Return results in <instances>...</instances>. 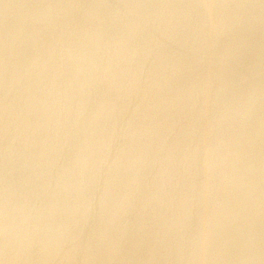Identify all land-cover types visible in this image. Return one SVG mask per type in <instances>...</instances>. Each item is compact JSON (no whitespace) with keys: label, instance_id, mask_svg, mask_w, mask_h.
Segmentation results:
<instances>
[{"label":"rangeland","instance_id":"obj_1","mask_svg":"<svg viewBox=\"0 0 264 264\" xmlns=\"http://www.w3.org/2000/svg\"><path fill=\"white\" fill-rule=\"evenodd\" d=\"M0 229V264H264V0H0Z\"/></svg>","mask_w":264,"mask_h":264},{"label":"bare ground","instance_id":"obj_2","mask_svg":"<svg viewBox=\"0 0 264 264\" xmlns=\"http://www.w3.org/2000/svg\"><path fill=\"white\" fill-rule=\"evenodd\" d=\"M28 1V0H27ZM69 1V0H68ZM123 1V0H122ZM213 1V0H212ZM80 2V1H79ZM219 2V1H218ZM94 3V2H93ZM181 4V3H180ZM95 8V7H94ZM91 9V8H90ZM96 10V9H95ZM89 11V10H88ZM210 12V11H209ZM104 16V15H103ZM57 20V19H56ZM36 25V24H35ZM79 25V24H78ZM260 27V26H259ZM50 28V27H49ZM91 28V27H90ZM86 29V28H85ZM93 29V28H92ZM197 29H198V27H197ZM139 30V29H138ZM37 32V31H36ZM75 32V31H74ZM195 32V31H194ZM212 33V32H211ZM128 36V35H127ZM219 37V36H218ZM69 38V37H68ZM96 38V37H95ZM90 41V40H89ZM205 43V42H204ZM35 45V44H34ZM211 46V45H210ZM141 49V48H140ZM77 52V51H76ZM167 53V52H166ZM123 55V54H122ZM115 56V55H114ZM209 58V57H208ZM57 59V58H56ZM115 59V58H114ZM162 60V59H161ZM97 62V61H96ZM18 65V64H17ZM147 68V67H146ZM210 68V67H209ZM25 69V68H24ZM84 69V68H83ZM211 74V73H210ZM53 76V75H52ZM76 76V75H75ZM41 77V76H40ZM97 79H98V77H97ZM162 80V79H161ZM180 81V80H179ZM143 82V81H142ZM46 83V82H45ZM2 84V83H1ZM62 84V83H61ZM87 86V85H86ZM93 89V88H92ZM184 91V90H183ZM191 91V90H190ZM40 92V91H39ZM213 93V92H212ZM23 94V93H22ZM146 94V93H145ZM87 96V95H86ZM201 96V95H200ZM244 98V97H243ZM37 99V98H36ZM202 99V98H201ZM51 100V99H50ZM174 100V99H173ZM210 100V99H209ZM76 101H77V99H76ZM32 103V102H31ZM68 104V103H67ZM129 105V104H128ZM190 105V104H189ZM23 106V105H22ZM57 106V105H56ZM118 106V105H117ZM20 107V106H19ZM31 107V106H30ZM47 108V107H46ZM15 109V108H14ZM88 110V109H87ZM105 110V109H104ZM21 111V110H20ZM56 111V110H55ZM73 111V110H72ZM41 112V111H40ZM26 113V112H25ZM50 115V114H49ZM117 116V115H116ZM174 116V115H173ZM83 118V117H82ZM133 118V117H132ZM81 120V119H80ZM153 120V119H152ZM223 120V119H222ZM2 121V120H1ZM211 123V122H210ZM44 124V123H43ZM59 124V123H58ZM206 127V126H205ZM193 129V128H192ZM87 130V129H86ZM122 130V129H121ZM176 130V129H175ZM189 130V129H188ZM123 131V130H122ZM112 132V131H111ZM181 132V131H180ZM26 133V132H25ZM73 133V132H72ZM236 135V134H235ZM126 136V135H125ZM229 136V135H228ZM204 137H206V135L204 136ZM47 138V137H46ZM100 138V137H99ZM21 139V138H20ZM29 139V138H28ZM141 142V141H140ZM51 143V142H50ZM115 143V142H114ZM195 143V142H194ZM241 143V142H240ZM205 144V143H204ZM213 146V145H212ZM126 148V147H125ZM205 148V147H204ZM209 148V147H208ZM75 149V148H74ZM79 151V150H78ZM95 151V150H94ZM112 151V150H111ZM190 151V150H189ZM209 151V150H208ZM207 151V152H208ZM143 152V151H142ZM146 152V151H145ZM210 154V153H209ZM18 155V154H17ZM136 155V154H135ZM13 157V156H12ZM21 157V156H20ZM137 157H139V156H137ZM146 157V156H145ZM46 158V157H45ZM165 158V157H164ZM207 158V157H206ZM211 158V157H210ZM91 159V158H90ZM138 161V160H137ZM115 162V161H114ZM126 162V161H125ZM64 163V162H63ZM212 163V162H211ZM17 164V163H16ZM62 164V163H61ZM136 164V163H135ZM204 165V164H203ZM206 165V164H205ZM10 166V165H9ZM129 166V165H128ZM80 167V166H79ZM212 167V166H211ZM68 169V168H67ZM183 170V169H182ZM23 174V173H22ZM202 174V173H201ZM15 175V174H14ZM185 176V175H184ZM211 177V176H210ZM20 178V177H19ZM30 178H32V177H30ZM4 180V179H3ZM190 180V179H189ZM201 180V179H200ZM83 181V180H82ZM54 182V181H53ZM124 182V181H123ZM149 184V183H148ZM73 185V184H72ZM188 185V184H187ZM2 186V185H1ZM206 186V185H205ZM96 187V186H95ZM127 187V186H126ZM226 187V186H225ZM46 187H44V190H46L45 189ZM68 188H70V187H68ZM106 188V187H105ZM209 188V187H208ZM99 189V188H98ZM74 190V189H73ZM67 192V191H66ZM8 193V192H7ZM61 193V192H60ZM206 193H208V192H206ZM102 194V193H101ZM128 194V193H127ZM148 196V195H147ZM67 198V197H66ZM30 199V198H29ZM120 199V198H119ZM57 200V199H56ZM133 200V199H132ZM72 202V201H71ZM97 202V201H96ZM148 202V201H147ZM251 202V201H250ZM137 205V204H136ZM195 205V204H194ZM64 206V205H63ZM116 206V205H115ZM207 206V205H206ZM55 207V206H54ZM20 208V207H19ZM60 208V207H59ZM244 208V207H243ZM118 210V209H117ZM151 211V210H150ZM208 211V210H207ZM10 212V211H9ZM71 212V211H70ZM69 212V213H70ZM213 212V211H212ZM2 213H4V212H2ZM155 213V212H154ZM251 213V212H250ZM259 213V212H258ZM65 214V213H64ZM187 214V213H186ZM208 214V213H207ZM20 215V214H19ZM66 215V214H65ZM215 215V214H214ZM134 216V215H133ZM33 217V216H32ZM196 217V216H195ZM193 218V217H192ZM67 219V218H66ZM75 220V219H74ZM172 220V219H171ZM7 221V220H6ZM196 221V220H195ZM188 222V221H187ZM39 223V222H38ZM36 225V224H35ZM35 225H34V227H35ZM210 225V224H209ZM40 226H42V225H40ZM85 226V225H84ZM101 226V225H100ZM199 226V225H198ZM62 227V226H61ZM210 227V226H209ZM4 228V227H3ZM23 228V227H22ZM37 228V227H36ZM52 228V227H51ZM64 228V227H63ZM105 228V227H104ZM181 228V227H180ZM4 229H6V227L4 228ZM107 229V228H106ZM159 229V228H158ZM204 229V228H203ZM229 229V228H228ZM0 230H2V229H0ZM52 230V229H51ZM25 231V230H24ZM128 231V230H127ZM251 231V230H250ZM9 232V231H8ZM32 232V231H31ZM2 233V232H1ZM49 233V232H48ZM104 233V232H103ZM102 233V234H103ZM231 233V232H230ZM101 234V233H100ZM100 234H98V235H100ZM203 234V233H202ZM236 234V233H235ZM9 235V234H8ZM97 235V236H98ZM96 236V235H95ZM102 236V235H101ZM115 236V235H114ZM118 236H119V234H118ZM37 237V236H36ZM93 237V236H92ZM95 238V237H94ZM248 238V237H247ZM80 239V238H79ZM111 239V238H110ZM125 239V238H124ZM144 239V238H143ZM48 240V239H47ZM74 240V239H73ZM96 240V239H95ZM211 240V239H210ZM140 241V240H139ZM212 241V240H211ZM25 243V242H24ZM37 243V242H36ZM35 244V243H34ZM212 244V243H211ZM217 244V243H216ZM84 245V244H83ZM47 246V245H46ZM79 246V245H78ZM190 246V245H189ZM84 247V246H83ZM110 248V247H109ZM25 250V249H24ZM24 250L22 251V252H24ZM70 251V250H69ZM199 251V250H198ZM1 252V251H0ZM18 252V251H17ZM242 252V251H241ZM39 253V252H38ZM99 253V252H98ZM220 253V252H219ZM24 254H25V252H24ZM71 254V253H70ZM69 254V255H70ZM74 254V253H73ZM26 255V254H25ZM85 255V254H84ZM153 255V254H152ZM214 255V254H213ZM2 256V255H1ZM24 256V255H23ZM22 256V257H23ZM72 256V255H71ZM100 256V255H99ZM129 256V255H128ZM69 257V256H68ZM75 257V256H74ZM16 258H18V257H16ZM66 258V257H65ZM76 258V257H75ZM104 258V257H103ZM106 258V257H105ZM104 258V259H105ZM133 258V257H132ZM140 258V257H139ZM21 259V258H20ZM26 259V258H25ZM31 259V258H30ZM63 259V258H62ZM117 259V258H116ZM141 259V258H140ZM221 259V258H220ZM205 260V259H204ZM63 261V260H62ZM38 262V261H37ZM96 262V261H95ZM189 262V261H188ZM195 262V261H194ZM0 263H1V261H0ZM12 263H14V262H12ZM32 263V262H31ZM98 263V262H97ZM256 263V262H255ZM41 264V263H40ZM65 264V263H64Z\"/></svg>","mask_w":264,"mask_h":264}]
</instances>
